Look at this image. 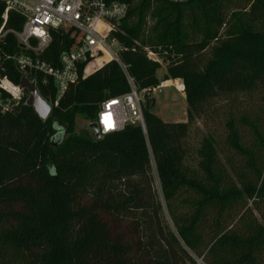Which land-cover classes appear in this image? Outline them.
<instances>
[{
	"label": "trees",
	"instance_id": "16d2710c",
	"mask_svg": "<svg viewBox=\"0 0 264 264\" xmlns=\"http://www.w3.org/2000/svg\"><path fill=\"white\" fill-rule=\"evenodd\" d=\"M137 1L114 31L120 59L139 89L180 80L186 123L162 121L152 99L142 105L145 132L127 124L98 140L76 135V117L92 124L101 103L129 91L121 68L91 59L54 107L53 81L2 63L26 52L11 34L0 40L7 79L34 82L51 106L44 121L25 100L0 114V264H264V0H247L246 19L232 15L235 23L205 61L215 35L186 40L179 6L217 0ZM152 6L154 24L144 35L143 9ZM136 9L139 19L129 27ZM4 10L0 0V26ZM23 22L9 11L4 30L19 32ZM215 24H224L221 16ZM50 35L41 59L55 66L74 42L69 29ZM137 43L162 59L161 80ZM216 103H223V134L205 136L189 167V124L209 118ZM57 130L64 138L55 147ZM151 163L164 205L152 188Z\"/></svg>",
	"mask_w": 264,
	"mask_h": 264
},
{
	"label": "built area",
	"instance_id": "2783aa9c",
	"mask_svg": "<svg viewBox=\"0 0 264 264\" xmlns=\"http://www.w3.org/2000/svg\"><path fill=\"white\" fill-rule=\"evenodd\" d=\"M5 5L0 26V40L6 34L16 39L24 55H10L2 63L10 62L25 75L39 74L50 78L55 86V107L69 85L80 79V68L91 59L101 56L115 62L124 72L129 91L100 104L95 121L100 137L121 132L127 124H137L143 132L142 105L152 100L164 87V83L153 88H137L129 78L120 59L121 46L114 36L120 21L137 0H1ZM183 4L189 0H164ZM20 15L24 22L19 32L5 31L7 13ZM72 31L73 47L62 52L55 66L41 57L51 43L50 30ZM33 43V44H32ZM146 58L160 64L158 54L145 50ZM0 62V114L10 113L26 100L27 93L10 82ZM175 84V83H174ZM182 86V83H179ZM178 93H183L182 89ZM94 134V133H93Z\"/></svg>",
	"mask_w": 264,
	"mask_h": 264
},
{
	"label": "rangeland",
	"instance_id": "374dc122",
	"mask_svg": "<svg viewBox=\"0 0 264 264\" xmlns=\"http://www.w3.org/2000/svg\"><path fill=\"white\" fill-rule=\"evenodd\" d=\"M139 3L140 1H136L132 8H136ZM247 3V0H217L215 2L204 3L202 5L187 4L179 6L181 26L186 40L199 42L205 38L207 30L215 35V38L211 40L210 44H208L202 53L204 61L210 58L211 49L216 47L225 38L226 32L235 23L232 19V15L241 14L243 15L241 16L243 19L247 18V13L249 12V4ZM143 10V21L146 23L144 35H147L150 27L154 24V21L151 19L154 7H145ZM139 16L140 11L136 9L133 15L127 20L126 25L129 27L134 25L137 19H139ZM217 16H221L224 23L223 25L217 26L215 24ZM175 17V14H173L171 21H173ZM137 46L141 48L144 53L145 50H150L146 45H140L137 43ZM157 51H160V49L158 48ZM159 60L160 64H158L155 75L159 80H161L166 71L165 64L162 62V59L159 58ZM177 87L179 89L180 85L177 84ZM181 94L175 91L173 85H167L155 95V98H153L154 106L152 108V112L161 118L165 123H186V105ZM18 112L19 111L16 113ZM223 113V103H216L210 111L209 118H197L189 124L188 136L185 140L187 150L185 162L189 167H193L195 165V161L198 160L196 151L205 136L213 135L215 138H218L223 134ZM89 125L91 124L88 121H84L80 116L76 117L74 133L85 137L86 139L94 140L95 136L91 133ZM151 167L153 181L152 188L154 194H156V197L161 202V205H164L153 163H151ZM164 215L167 224L171 227V223L165 211Z\"/></svg>",
	"mask_w": 264,
	"mask_h": 264
},
{
	"label": "water",
	"instance_id": "95a60500",
	"mask_svg": "<svg viewBox=\"0 0 264 264\" xmlns=\"http://www.w3.org/2000/svg\"><path fill=\"white\" fill-rule=\"evenodd\" d=\"M18 87L27 93L25 106L32 109L40 121H44L51 111V106L39 96L35 83L23 77L21 78ZM182 97L185 99L184 94ZM89 129L94 133L97 140L101 138L97 133L98 130L95 124L89 125ZM63 138L64 133L57 130L56 137L54 138L55 141L53 143L51 142L52 145L56 147L63 140Z\"/></svg>",
	"mask_w": 264,
	"mask_h": 264
},
{
	"label": "crops",
	"instance_id": "0c3cea01",
	"mask_svg": "<svg viewBox=\"0 0 264 264\" xmlns=\"http://www.w3.org/2000/svg\"><path fill=\"white\" fill-rule=\"evenodd\" d=\"M175 83V84H174ZM176 83H181L179 80H175V81H168V82H166V86L167 85H173V87L175 88V85H176ZM175 89H177V88H175ZM179 90V89H178ZM176 91V90H175ZM180 91V90H179ZM182 96H183V94H181ZM153 113V112H152ZM154 114V113H153ZM155 115V114H154ZM156 116V115H155ZM158 117V116H157ZM159 118V117H158ZM161 119V118H160ZM162 120V119H161ZM163 121V120H162Z\"/></svg>",
	"mask_w": 264,
	"mask_h": 264
},
{
	"label": "bare ground",
	"instance_id": "6f19581e",
	"mask_svg": "<svg viewBox=\"0 0 264 264\" xmlns=\"http://www.w3.org/2000/svg\"><path fill=\"white\" fill-rule=\"evenodd\" d=\"M177 84H179V83H176V85H175V88H177L178 89V87H177ZM180 85V84H179ZM164 87H166V83H164ZM182 89V86L180 85V88H179V90H181Z\"/></svg>",
	"mask_w": 264,
	"mask_h": 264
}]
</instances>
